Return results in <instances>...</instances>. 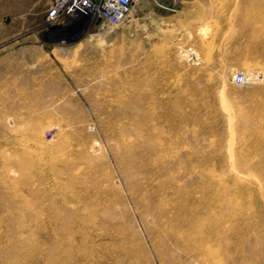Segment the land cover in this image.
<instances>
[{"label": "rangeland", "instance_id": "rangeland-1", "mask_svg": "<svg viewBox=\"0 0 264 264\" xmlns=\"http://www.w3.org/2000/svg\"><path fill=\"white\" fill-rule=\"evenodd\" d=\"M51 1L0 0V264H264V0Z\"/></svg>", "mask_w": 264, "mask_h": 264}, {"label": "built area", "instance_id": "built-area-1", "mask_svg": "<svg viewBox=\"0 0 264 264\" xmlns=\"http://www.w3.org/2000/svg\"><path fill=\"white\" fill-rule=\"evenodd\" d=\"M138 0H52L47 21L52 26H65L75 17H85L100 28L122 23L135 9ZM52 138V136H50Z\"/></svg>", "mask_w": 264, "mask_h": 264}]
</instances>
